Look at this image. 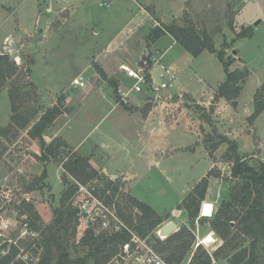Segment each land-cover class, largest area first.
<instances>
[{
	"label": "rangeland",
	"instance_id": "obj_1",
	"mask_svg": "<svg viewBox=\"0 0 264 264\" xmlns=\"http://www.w3.org/2000/svg\"><path fill=\"white\" fill-rule=\"evenodd\" d=\"M103 1L110 6H101ZM185 19L197 32L206 31L216 50L225 49V57L233 60L230 69L249 68L235 104L224 98L215 100L226 79L216 53L205 50L194 56L174 42L172 35L164 34L156 45L149 36L157 23L167 27ZM246 27L253 28L252 35L238 38ZM0 50L12 59L11 75L0 90V134L6 136H0V221L11 222V229L0 236V261L10 256L6 264H26L27 251L36 253L31 236L20 238L22 222L33 219L44 230L54 223L55 210L69 185L63 165L72 155L92 152L95 163L111 172H101L88 157L98 175L86 185L100 192L110 190L112 202L124 216L132 212L136 219L140 213L127 202L130 195L148 202L163 221L173 218L179 230L192 234V245L180 262H187L201 247V252L214 255V264H230L234 254L250 248L254 237L241 231L238 219L231 221L229 232L222 229L223 219H219L221 204L230 198L236 182L231 175L232 144L221 142V137L235 143L250 163L264 162V110L251 118L255 93L264 83L262 0H0ZM157 51V55L166 51L164 62L174 67L177 86L157 97L134 96L130 104L119 103L110 83L117 79L119 66L140 64ZM78 74L86 77L85 88L73 85ZM10 92L15 95L16 112ZM59 97L64 113L47 132L66 122L60 130L70 148H60L45 163L36 156L42 153L39 139L27 135V129ZM35 110L37 115L27 128L13 120L14 115ZM154 131H159L165 143L149 146L147 139ZM76 145L79 153L71 151ZM44 169L47 175L43 178ZM208 172L201 206L213 203V214L200 217V209L192 218L186 199ZM71 196L66 204L73 203ZM26 203L34 206L40 219H34ZM173 210H182V214L173 217ZM214 222L221 231L214 229ZM81 227L74 220L67 235L73 257L87 249L80 243L85 233ZM179 230L156 240L157 246H170ZM207 234H212L213 241L196 247ZM147 236L154 239V232ZM35 242L41 244V235ZM95 261L92 258L87 264ZM254 264H264V251H259Z\"/></svg>",
	"mask_w": 264,
	"mask_h": 264
},
{
	"label": "trees",
	"instance_id": "obj_2",
	"mask_svg": "<svg viewBox=\"0 0 264 264\" xmlns=\"http://www.w3.org/2000/svg\"><path fill=\"white\" fill-rule=\"evenodd\" d=\"M189 22L185 19L184 23H172L167 27L161 24L162 27L156 26L149 36L156 42L162 35L170 34L194 56H198L205 50L216 53L218 58L223 62L226 79L221 83L215 100L224 98L226 100H232L235 104L237 98L240 96L243 84L250 75L249 68L230 69L233 60L225 57V49L216 50L210 35L206 31L203 33L197 32L192 24H188ZM252 33L253 28L246 27L238 32L237 37H250ZM11 61L12 59L9 54L0 53V90L7 81V77L11 75ZM100 71L106 78L104 71L102 69ZM110 83L116 92L118 86L117 79H112ZM10 97L13 101L12 109L16 112L18 111V106L15 105V95L10 92ZM254 99L255 107L251 115L253 119L264 110V83L256 91ZM62 102V97H59L57 102L47 108L40 115L39 119L28 128V135L33 139H39L42 153L36 156L45 163L49 162L52 156H55L57 151L66 145V142L61 137H56L48 142L44 135L47 130L51 129L56 119L64 113ZM36 115L37 110H35V113H27V115L20 113L14 115L13 120L18 121L20 127L27 128ZM221 142H229L232 144L234 164L231 169V175L236 179L230 193V198L223 201L220 207L222 217L219 219H223L222 229L229 232L231 221L238 219L241 224V231L254 237L250 248H244L234 254L230 259V264H254L259 256V251H264V162L254 165L247 161L246 157L239 154L237 145L227 137H221ZM63 166L68 175L84 184L98 175V171L89 163L88 157L72 155L68 163ZM67 174L65 175V183L69 185L61 198V205L55 210L54 223L44 230V228L37 226V223L33 219H26L31 222V227L40 233L41 244L45 247L44 256L38 264H49L52 259L55 260V264H87L92 258H95V264H106L114 255L119 242L127 239V235L98 233L91 228H87L80 239V243L87 247V249H84V254L79 257H73L71 255L69 251L70 240L68 239L69 237L67 238V235L69 234L70 225L74 220H77L78 208L73 203H66L71 195V199L73 198L77 186L67 181ZM208 174L209 172L197 182L186 199V208L189 216L192 218L198 216L201 203L205 199L209 184ZM46 175L47 170L44 169L41 177L44 178ZM106 192L107 189L100 193L105 195ZM108 200L112 202L113 199L109 196ZM22 202L25 204L26 201L24 200ZM127 202L133 207L138 208L140 213L136 214V219H134L132 212L125 216L122 211L120 213L126 222L141 235L146 236L148 233L153 232L157 225L163 221V218L148 203L130 195L128 196ZM26 207H28L35 220L40 219L39 214L34 211L32 204L26 203ZM236 208L240 209L239 213ZM219 227V224L217 225L214 222V229L221 231L222 229ZM175 237L176 239L173 240V243L169 244L170 246L165 245L163 248L169 251L172 259L180 262L183 259L185 251L192 245L193 236L189 232L179 230L175 233ZM224 237L227 240V235ZM178 242H181L179 246L177 245ZM177 248H180V251ZM201 249L199 247L194 253L192 259L193 264H210L211 256L205 251L201 252ZM248 253L249 257L247 256ZM9 259L10 256H4L0 264L8 263Z\"/></svg>",
	"mask_w": 264,
	"mask_h": 264
},
{
	"label": "built area",
	"instance_id": "obj_3",
	"mask_svg": "<svg viewBox=\"0 0 264 264\" xmlns=\"http://www.w3.org/2000/svg\"><path fill=\"white\" fill-rule=\"evenodd\" d=\"M264 3V0H262ZM103 7H109L110 3L103 1L100 3ZM156 26L162 27L160 23ZM151 54L147 55L142 63L137 65H129L123 63L121 71L124 76L129 79L128 82L120 81L116 89L117 101L123 104H130L133 96L142 94L145 97H157L160 92L170 90L177 86V75L174 67L164 62V53L160 55ZM158 67L156 75L154 74V67ZM88 82L83 74H78L73 79V85L80 88H85ZM264 159V145L263 155ZM74 178V177H73ZM77 186L75 195L73 197V203L78 208L79 226L83 225L84 232L87 228H91L94 231L108 233L110 235L126 234L127 239L119 242L117 249L112 258L106 264H193L191 256L187 262H177L176 260L168 257L167 252L157 246L156 240H164L167 237L160 235V229L165 226L169 221H174L173 218L164 220L158 224L155 228L154 239H150L149 236L141 235L136 229L131 227L116 204L109 202L110 190L102 195L95 187H91L84 183L79 182L74 178ZM205 202L201 206L200 217L205 216L203 209ZM211 204V216L213 214V203ZM173 217H179L182 214V210H173ZM176 223V222H175ZM177 224V223H176ZM11 229V222L9 219H2L0 221V236ZM177 230L179 226L177 224ZM40 233L31 227L29 220H24L21 226L20 238L24 239L27 236L33 238L34 249L36 253L27 251V258L33 263H30L28 259L26 264H38L45 253V247L43 244L35 242L37 236ZM12 241V239H10ZM14 244L17 241L14 240ZM204 244L199 241L196 245ZM23 249L21 252L23 253ZM211 256V263L214 264V255L208 251Z\"/></svg>",
	"mask_w": 264,
	"mask_h": 264
},
{
	"label": "crops",
	"instance_id": "obj_4",
	"mask_svg": "<svg viewBox=\"0 0 264 264\" xmlns=\"http://www.w3.org/2000/svg\"><path fill=\"white\" fill-rule=\"evenodd\" d=\"M245 25H248V24H245ZM170 35V34H169ZM164 35H162L156 42H155V45L157 44V43H159V41L162 39V37H163ZM176 40L174 39V42H175ZM177 42V41H176ZM160 48V50H162V48L161 47H158V49ZM1 51H5V50H0V53H4V52H1ZM157 52H159V51H157ZM156 52V53H157ZM164 52H166V51H164ZM7 54H9V53H7ZM10 56V55H9ZM164 57H165V55H164ZM11 58V57H10ZM168 65H170V64H168ZM121 66H122V64L119 66V69H118V73H116L117 75H116V78H117V81L118 82H120V81H125V82H128L129 81V79H127L125 76H124V74L122 73V71H121ZM156 69H158V67L157 66H155L154 67V71L156 70ZM242 92V91H241ZM142 94H138V95H136V97H140ZM143 96V95H142ZM134 97V96H133ZM143 97H145V96H143ZM147 98V97H146ZM57 120V119H56ZM66 123V122H65ZM64 123V124H65ZM8 124V123H7ZM33 124V123H32ZM64 124H62V125H60V127H57L56 129H52L50 132H45V139L48 141V142H50L52 139H54V138H56V137H61L65 142H66V145L70 148V144L68 143V140H67V138L66 137H64L62 134H61V128L63 127V125ZM31 126V125H30ZM145 126H147V128H151L152 126L151 125H147V124H145ZM50 130V129H49ZM151 130H153V129H151ZM234 131H231V133H233ZM27 135H28V129H27ZM0 136L1 137H6L5 135H1L0 134ZM143 136V135H142ZM161 135L159 134V131H154V132H152L150 135H149V138L147 139V141L149 142V146H154L155 145V143H161V144H163V143H165V142H161L160 141V139H159V137H160ZM3 140H5V138H3ZM147 143V142H146ZM79 145V144H78ZM78 145H76V146H71V148H72V152H78V150H77V148H78ZM152 149V148H151ZM79 153V152H78ZM95 152H92V153H90V154H81L82 156H87V157H90V161H91V164H93L96 168H98V170H100L101 172H104V173H106V174H109L111 171L110 170H108V168L106 167V166H104V165H97L96 163H95V156L93 155ZM142 200V199H141ZM144 201V200H143ZM144 202H146V201H144ZM146 203H148V202H146ZM149 204V203H148Z\"/></svg>",
	"mask_w": 264,
	"mask_h": 264
},
{
	"label": "water",
	"instance_id": "obj_5",
	"mask_svg": "<svg viewBox=\"0 0 264 264\" xmlns=\"http://www.w3.org/2000/svg\"><path fill=\"white\" fill-rule=\"evenodd\" d=\"M255 144L258 145L257 135H254ZM177 231V224L175 221H169L165 226H163L159 233L162 236L168 237L173 232Z\"/></svg>",
	"mask_w": 264,
	"mask_h": 264
},
{
	"label": "bare ground",
	"instance_id": "obj_6",
	"mask_svg": "<svg viewBox=\"0 0 264 264\" xmlns=\"http://www.w3.org/2000/svg\"><path fill=\"white\" fill-rule=\"evenodd\" d=\"M205 203L206 204H205V207L203 209L204 215L209 216L211 214V204L208 203V202H205ZM212 241H213L212 234L205 235L204 238L201 240V242L205 243V245H206V243H209V242H212Z\"/></svg>",
	"mask_w": 264,
	"mask_h": 264
},
{
	"label": "flooded vegetation",
	"instance_id": "obj_7",
	"mask_svg": "<svg viewBox=\"0 0 264 264\" xmlns=\"http://www.w3.org/2000/svg\"><path fill=\"white\" fill-rule=\"evenodd\" d=\"M204 214V213H203ZM206 216V215H205Z\"/></svg>",
	"mask_w": 264,
	"mask_h": 264
}]
</instances>
